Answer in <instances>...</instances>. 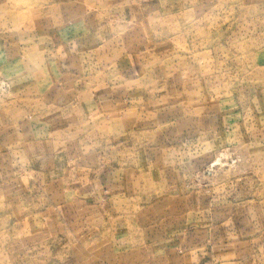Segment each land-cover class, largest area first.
Returning a JSON list of instances; mask_svg holds the SVG:
<instances>
[{"label": "rangeland", "instance_id": "1", "mask_svg": "<svg viewBox=\"0 0 264 264\" xmlns=\"http://www.w3.org/2000/svg\"><path fill=\"white\" fill-rule=\"evenodd\" d=\"M0 264H264V0H0Z\"/></svg>", "mask_w": 264, "mask_h": 264}]
</instances>
